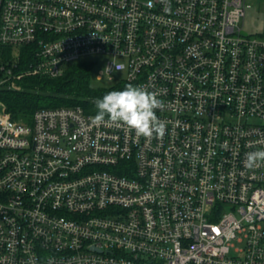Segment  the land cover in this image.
Here are the masks:
<instances>
[{
	"label": "built area",
	"instance_id": "2783aa9c",
	"mask_svg": "<svg viewBox=\"0 0 264 264\" xmlns=\"http://www.w3.org/2000/svg\"><path fill=\"white\" fill-rule=\"evenodd\" d=\"M247 0H0V44L57 77L101 56L99 78L154 92L165 135L95 126L79 105L0 107V264H264V29ZM13 88H17L16 86ZM239 243V245H236Z\"/></svg>",
	"mask_w": 264,
	"mask_h": 264
},
{
	"label": "trees",
	"instance_id": "16d2710c",
	"mask_svg": "<svg viewBox=\"0 0 264 264\" xmlns=\"http://www.w3.org/2000/svg\"><path fill=\"white\" fill-rule=\"evenodd\" d=\"M13 53L11 47L0 44V80L5 75L1 66L8 68L17 61L16 67H12L14 72L28 67L31 55L26 48H20L16 57ZM94 64L90 59L76 61L67 65L63 74L57 77L24 75L17 79L18 88L0 85V101L12 119L28 123L36 109L45 107L79 105L87 114H96L95 101L108 91L122 90L127 83L119 81L104 89L92 88L89 80Z\"/></svg>",
	"mask_w": 264,
	"mask_h": 264
},
{
	"label": "clouds",
	"instance_id": "9594fccd",
	"mask_svg": "<svg viewBox=\"0 0 264 264\" xmlns=\"http://www.w3.org/2000/svg\"><path fill=\"white\" fill-rule=\"evenodd\" d=\"M114 65L116 70H123V65ZM95 106L97 112L90 118L95 126L114 124L149 139L154 136L162 138L166 133V122L156 114L158 109H163V102L154 92L143 87L127 84L122 90L108 91L95 101ZM262 163L264 150L245 154L244 166L247 169H255Z\"/></svg>",
	"mask_w": 264,
	"mask_h": 264
},
{
	"label": "rangeland",
	"instance_id": "374dc122",
	"mask_svg": "<svg viewBox=\"0 0 264 264\" xmlns=\"http://www.w3.org/2000/svg\"><path fill=\"white\" fill-rule=\"evenodd\" d=\"M262 29H264V0H247L242 30L246 33H257ZM13 57H16V54L14 55L13 53ZM87 59L93 60L95 63L89 80V84L92 88H107L112 84L119 82L121 78L124 77V72L120 71L114 72L111 80L105 76L99 78L98 75L103 67L105 58L101 56H89ZM0 85L12 88L13 86H16L17 88L20 86L18 85L17 80L14 82L12 80H8L5 83H0ZM0 107H3L1 103ZM236 245H239V243H236Z\"/></svg>",
	"mask_w": 264,
	"mask_h": 264
}]
</instances>
